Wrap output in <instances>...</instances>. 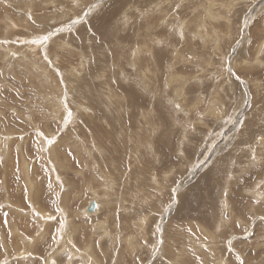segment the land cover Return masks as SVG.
Wrapping results in <instances>:
<instances>
[{
    "label": "rangeland",
    "instance_id": "1",
    "mask_svg": "<svg viewBox=\"0 0 264 264\" xmlns=\"http://www.w3.org/2000/svg\"><path fill=\"white\" fill-rule=\"evenodd\" d=\"M263 6L0 0V264H264Z\"/></svg>",
    "mask_w": 264,
    "mask_h": 264
},
{
    "label": "bare ground",
    "instance_id": "2",
    "mask_svg": "<svg viewBox=\"0 0 264 264\" xmlns=\"http://www.w3.org/2000/svg\"><path fill=\"white\" fill-rule=\"evenodd\" d=\"M72 2H73V1H72ZM236 3H237V2H236ZM263 7H264V6H263ZM263 7H262V8H263ZM259 8H260V7H259ZM226 11H227V10H226ZM228 13H229V12H228ZM217 15H218V14H217ZM217 15H215V14L210 15V16H211L210 20H214V21H215V20H218L219 18H218ZM242 22H243V21H242ZM24 24H25V23H24ZM241 25H242V24H241ZM249 25H250V24H249ZM27 27H28V26H27ZM241 27H242V26H241ZM241 27H239V28L241 29ZM213 30H214V29H213ZM57 34H58V33H57ZM38 35H39V34H38ZM226 36H228V35H226ZM41 38H42V37H41ZM31 39H32V38H31ZM31 39H30V40H31ZM41 40H42V39H41ZM26 42H28V41H26ZM29 42H32V40L29 41ZM34 42H35V41H34ZM42 43H43V42H42ZM39 44H40V43H39ZM31 45H33V44H31ZM37 45H38V44H37ZM29 46H30V45H29ZM43 46H44V44H43ZM40 48H41V47H40ZM30 49H31V48H30ZM30 49H29V50H30ZM4 50H5V49H4ZM41 52H43V51H41ZM255 53H256V52H255ZM3 55H4V54H3ZM159 61H160V60H159ZM160 62H161V61H160ZM199 62H200V61H199ZM209 63H210V62H209ZM239 63H240V62H239ZM208 65H209V64H208ZM233 65H234V64H233ZM224 66H225V65H224ZM191 67H192V66H191ZM201 67H202V66H201ZM162 68H163V67H162ZM189 68H190V67H189ZM199 68H200V67H199ZM229 68H230V67H229ZM224 69H225V68H224ZM213 70H214V68H213ZM191 71H192V70H191ZM204 71H205V70H204ZM219 71H220V70H219ZM224 71H225V70H224ZM199 72H200V71H199ZM213 72H214V71H213ZM213 72H212V74H213ZM234 72H235V71H234ZM207 73H208V72H207ZM198 74H199V73H198ZM208 75H209V74H208ZM210 76H211V75H210ZM216 76H217V75H216ZM184 77H185V76H184ZM225 77H226V76H225ZM228 77H229V76H228ZM173 78H174V77H173ZM193 79H194V78H193ZM227 79H228V78H227ZM155 80H156V79H155ZM164 80H165V79H164ZM205 80H206V79H205ZM165 81H166V80H165ZM219 81H220V80H218V82H219ZM195 82H196V81H195ZM201 82H204V81L201 80ZM227 82H228V81H227ZM183 83H185V82H183ZM229 83H230V82H229ZM232 84H233V83H232ZM232 84H231V85H232ZM183 85H184V84H183ZM184 86H185V85H184ZM207 86H208V85H207ZM209 86H210V85H209ZM196 88H197V87H196ZM196 88H193V87H192V89H194V90H195ZM219 88H220V87H219ZM228 88H229V87H228ZM231 88H232V87H231ZM177 89H178V88H177ZM186 89H187V88H186ZM184 90H185V89H184ZM207 90H208V89H207ZM215 90H216V89H215ZM173 91H174V90H173ZM188 91H191V90L189 89ZM174 92H177V91H174ZM195 92H196V91H195ZM230 92H231V91H230ZM177 93H178V92H177ZM190 93H191V92H190ZM207 93H208V92H207ZM183 94H184V93H183ZM218 94H219V92H218ZM176 95H177V94H176ZM108 96H109V94H108ZM171 96H172V95H171ZM185 96H186V95H185ZM187 96H188V95H187ZM187 96H186V97H187ZM188 97H189V96H188ZM208 97H209V96H208ZM210 97H211V96H210ZM210 97H209V98H210ZM189 98H190V97H189ZM189 98H188V100L191 99V98H190V99H189ZM199 98H200V97H199ZM209 98H206V100L209 99ZM233 98H234V97H233ZM116 99H117V98H116ZM122 99H123V98H122ZM186 99H187V98H186ZM58 100H59V99H57V101H58ZM174 100H175V99H174ZM195 100H196V99H195ZM199 100H200V99H199ZM203 100H204V98H203ZM193 101H194V99H193ZM207 101H210V100H207ZM161 102H162V101H161ZM210 102H211L212 104H215V105H216L215 107H217V108H219V104H218V103H221V102L219 101V96H218V95H215V96L211 97V101H210ZM184 103L186 104V101H184ZM193 103H194V102H193ZM111 104H112V103H111ZM111 104H110V105H111ZM116 104H117V103H116ZM202 104H203V101H202ZM208 104H209V103H208ZM108 105H109V103H108ZM182 105H183V101H182ZM182 105H181V107H182ZM59 106H60V105H59ZM59 106L57 105V107H59ZM111 106H112V105H111ZM114 106H115V105H114ZM179 106H180V105H179ZM197 106H198V105H196V107H195L196 109H197ZM199 106H200V105H199ZM199 106H198V108H199ZM207 106H208V105H207ZM210 106H211V105H210ZM210 106H209V107H210ZM212 106H213V105H212ZM221 106H222V105H221ZM221 106H220V107H221ZM234 106H235V105H234ZM259 106H260V104H259ZM60 107H61V106H60ZM108 107H110V106H108ZM116 107H117V106H116ZM184 107H187V106H184ZM193 107H194V106H192V107L190 106L189 108L192 109V110H194ZM203 107H205V105H204ZM62 108H63V106H62ZM182 108H183V107H182ZM211 108H212V107H211ZM211 108H209V110H211ZM59 109H60V108H59ZM190 109H189V110H190ZM196 109H195V110H196ZM202 109H203V108H202ZM184 110H185V109H184ZM199 110H201V109H199ZM204 110H205V109H204ZM206 110L208 111V108H207ZM206 110H205V111H206ZM55 111H57V109H56ZM62 111H63V109H62ZM102 111H103V110H102ZM107 111H108V110H107ZM180 111H181V110H180ZM207 111H206L204 114H206V113H208V112L211 113V111H208V112H207ZM218 111H219L220 115H222V116L224 115V113L221 114L223 111H222V112H220L221 110H218ZM59 112H60V110H59ZM59 112H58L57 114H60ZM65 112H67V111H65ZM104 112H105V111H104ZM181 112H182V111H181ZM184 112H186V111H184ZM194 112H195V111H194ZM72 113H73V112H72ZM115 113H117V112H115ZM182 113H183V112H182ZM187 113H188V112H187ZM192 113H193V112H192ZM192 113H191V114H192ZM213 113H214V111H213ZM213 113H211L212 117H213ZM263 113H264V112H263ZM55 114H56V113H55ZM106 114H108V113H106ZM144 114H145V113H144ZM146 114H147V113H146ZM191 114H190V115H191ZM194 114H196V113H194ZM202 114H203V113H202ZM202 114H201V116H202ZM204 114H203V115H204ZM67 115H68V114H67ZM73 115H75V114H73ZM186 115H187V114H186ZM188 115H189V114H188ZM211 115H210V116H211ZM218 115H219V114H218ZM93 116H94V115H93ZM148 116H149V115H148ZM194 116H195V115H194ZM204 116H205V115H204ZM207 116H209V115L207 114ZM214 116H215V115H214ZM216 116H217V113H216ZM222 116H220V117H222ZM224 116H226V114H225ZM224 116H223V117H224ZM84 117H85V116H84ZM107 117H108V116H107ZM110 117H111V116H110ZM145 117H146V116H145ZM223 117H222V118H223ZM62 118H64V117H62ZM85 118H86V117H85ZM88 118L90 119V117H88ZM88 118H87V119H88ZM201 118H203V117H201ZM204 118L209 119L210 117L208 118V117L205 116ZM72 119H73V117H72ZM193 119H194V118H193ZM195 119H196V118H195ZM210 119H213V118H210ZM214 119H218V117H216V118H214ZM61 120H62V119H61ZM109 120H110V119H109ZM171 120H172V119H171ZM201 120H202V119H201ZM219 120H221V119L219 118L218 121H219ZM223 120H224V119H223ZM19 121H20V120H19ZM19 121H18V122H19ZM105 121H106V120H105ZM114 121H115V120H114ZM116 121H117V120H116ZM174 121H175V120H174ZM167 122H168V120H167ZM179 122H180V121H179ZM200 122H201V121H200ZM202 122H203V121H202ZM211 122H212V121H211ZM221 122H223V121H221ZM19 123H20V122H19ZM21 123H22V122H21ZM114 123H115V122H114ZM213 123H214V122H213ZM217 123H219V122H217ZM25 124H26V123H25ZM190 124H191V123H190ZM21 125H22V124H21ZM150 125H151V124H150ZM211 125H212V124H211ZM130 126H131V125H130ZM148 126H149V125H148ZM174 126H175V125H174ZM174 126H173V127H174ZM153 127H154V126H153ZM212 127H213V126H212ZM216 127H217V126H216ZM35 128H36V127H35ZM128 128H129V127H128ZM146 128H148V127L146 126ZM159 128H160V127H159ZM191 128H192V127H191ZM196 128H197V127H196ZM148 129H149V128H148ZM152 129H153V128H152ZM194 129H195V127H194ZM246 129H247V128H246ZM34 130H38V129H34ZM39 130H40V129H39ZM159 130H160V129H159ZM161 130H162V129H161ZM188 131H189V130H188ZM188 131H186V132L188 133ZM217 131H218V130H217ZM220 131H221V130H220ZM37 132H39V131H37ZM40 132H41V130H40ZM40 132H39V134L41 135ZM186 132H185V133H186ZM201 132H202V130H201ZM246 132H247V131H246ZM114 133H116V132H114ZM198 133H199V132H198ZM212 133H213V129H212ZM199 134H200V133H199ZM199 134H198V135H199ZM206 134H207V133H206ZM216 134H218V133H216ZM168 135H169V134H168ZM187 135H188V134H187ZM202 135H203V134H202ZM202 135H199V136H202ZM42 136H43V135H42ZM189 136H190V135H189ZM191 136H192V135H191ZM191 136H190V137H191ZM45 137H46V136H45ZM166 137H168V136H166ZM210 137H211V136H210ZM216 137H217V136H216ZM36 138H37V137H36ZM52 138H53V137H52ZM202 138H203V139H206V138H204V137H202ZM202 138H200V139L202 140ZM45 139H46V138H45ZM39 140H41V139H39ZM42 140H44V138H42ZM48 140H49V139H48ZM181 140H182V138H181ZM196 140H198V139L196 138ZM247 140H248V139H247ZM260 140L262 141V139H260ZM49 141H50V140H49ZM199 141H200V140H199ZM210 141H211V140H210ZM38 142H39V141H38ZM175 142H176V141H175ZM177 142H178V141H177ZM181 142H182V141H181ZM204 142H205V141H204ZM211 142H213V141H211ZM43 143H45V142H43ZM48 143H49V142H48ZM253 143H254V142H253ZM40 144H41V143H40ZM46 144H47V142H46ZM46 144L44 145V147L46 146ZM177 144H178V143H177ZM190 144H191V143H190ZM200 144H201V143H199V145H200ZM202 144H203V143H202ZM205 144H206V142H205ZM238 144H239V143H237L236 145H238ZM184 145H185V144H184ZM188 145H189V144H188ZM263 145H264V144H263ZM53 146H54V145H53ZM112 146H113V145H112ZM156 146H157V145H156ZM190 146H191V145H189V147H190ZM192 146H193V145H192ZM195 146H196V145H195ZM253 146H254V145H253ZM260 146H261V145H260ZM44 147H43V148H44ZM50 147H51V146H50ZM43 148H41V149H43ZM191 148H192V147H191ZM194 148H196V147H194ZM199 148H200V147H199ZM94 149H95V147H94ZM184 149H185V148H184ZM192 149H193V148H192ZM201 149H202V148H201ZM201 149H200V151H201ZM209 149H210V148H209ZM243 149H244V148H243ZM195 150H196V149H195ZM195 150H194V151H195ZM236 150H237V149H236ZM200 151H199V153H200ZM207 151H208V150H207ZM195 152H196V151H195ZM197 152H198V151H197ZM203 152H204V150H203ZM44 153H45V152H44ZM58 153H59V152H58ZM121 153H122V152H121ZM205 153H206V150H205ZM20 154H21V151H20ZM197 154H198V153H197ZM236 154H237V153H236ZM45 155H46V154H45ZM57 155H58V154H57ZM201 155H202V154H201ZM205 155H206V154H205ZM205 155H204V156H205ZM20 156H22V155H20ZM80 156H81V155H80ZM211 156H212V155H211ZM53 157H54V156H53ZM55 157H56V156H55ZM116 157H117V156H116ZM127 157H128V156H127ZM58 158H59V156H58ZM58 158H57V159H58ZM102 158H103V157H102ZM254 158H255V157H254ZM54 159H55V158H54ZM24 160H25V159H24ZM55 160H56V159H55ZM117 160H118V159H117ZM83 161H84V160H83ZM220 161H222V160H220ZM255 161H256V160H255ZM24 162H25V161H24ZM28 163H29V162H28ZM253 164H254V163H253ZM25 165H26V163H25ZM214 165H215V164H214ZM248 165H249V164H248ZM29 166H30V164H29ZM215 166H216V165H215ZM226 166H227V165H226ZM87 167H88V166H87ZM25 168H26V167H25ZM145 168H146V167H145ZM212 168H213V167H212ZM235 168H236V167H235ZM214 169H215V168H214ZM25 170H26V169H25ZM29 171H30V170H29ZM142 171H143V170H142ZM144 171H147V170H144ZM208 171H209V170H208ZM210 171H211V169H210ZM218 171H219V170H218ZM53 172H54V171H53ZM150 172H151V171H150ZM214 173H215V172H214ZM154 174H155V173H154ZM207 174H208V173H207ZM215 174H216V173H215ZM55 176H56V175H55ZM55 176H54V177H55ZM152 176H153V175H152ZM206 176H207V175H206ZM208 177H210V176H208ZM153 180H154V179H153ZM207 180H209V179H207ZM59 181H61V180H59ZM109 182H110V181H109ZM112 183H113V182H112ZM246 183H247V182H246ZM262 183H263V182H262ZM104 184H105V183H104ZM108 184H109V183H108ZM252 184H253V183H252ZM30 185H31V184H30ZM61 185H62V184H61ZM217 185H218V184H217ZM217 185H216V186H217ZM104 186H105V185H104ZM108 186H109V185H108ZM109 188H110V187H109ZM193 188H194V187H193ZM254 188H255V187H254ZM32 189H33V188H32ZM32 189H31V190H32ZM212 189H213V188H212ZM250 189H251V188H250ZM107 190H108V189H107ZM33 191H34V190H33ZM69 193H70V192H69ZM75 193H76V192H75ZM92 193H93V192H92ZM201 193H202V192H201ZM260 193H261V191H260ZM71 194H72V193H71ZM95 194H96V193H95ZM104 194H105V193H104ZM214 194H215V193H214ZM74 195H75V194H74ZM74 195H73V196H74ZM96 195H97V194H96ZM262 195H263V194H262ZM69 196H70V195H69ZM64 197H65V196H64ZM93 197L96 198V199L93 198L94 200H92V201H95V203H96V205H97V209H96V211H95V214H96L97 211L100 210V207H101V201H100L99 199L102 200V199H103V196L100 197V198H99V197H95V196H93ZM215 197H216V196H215ZM72 198H73V197H72ZM72 198H71V199H72ZM98 198H99V199H98ZM104 199H105V198H104ZM205 199H206V198H205ZM105 200H106V199H105ZM29 201H30V200H29ZM31 202H33V201H31ZM201 202L203 203L202 200H201L200 202L198 201V203H197L196 205H198L199 203L201 204ZM5 203H6V202H5ZM5 203H4V204H5ZM33 203H35V202H33ZM195 203H196V202H195ZM218 203H220V201H219ZM193 204H194V203H193ZM203 204H205V202H204ZM259 204H260V203H259ZM36 205H37V204H36ZM87 205H88V204H87ZM87 205H86V207H87ZM186 206H187V205H186ZM201 206H202V205H201ZM216 206H217V205H216ZM9 207H10V206H9ZM86 207H84L83 209H81L80 216L83 217V216L86 214V212H85ZM103 207H104V206H103ZM187 207H188V206H187ZM194 207H195V206H194ZM204 207H205V206H204ZM209 207H210V206H209ZM218 207H219V206H218ZM228 207H229V206H228ZM146 208H147V207H146ZM184 208H185V206L183 207V209H184ZM190 208H191V206H190ZM198 208H199V207H198ZM205 208H206V207H205ZM205 208H204V209H205ZM207 208H208V207H207ZM32 209H33V208H32ZM185 209H186L185 211H190V210H187V208H185ZM199 209L201 210V208H199ZM199 209H198V210H199ZM219 209H220V208H219ZM15 210H16L17 212H18V211H21V210H19L18 207H16ZM33 210L35 211V209H33ZM178 210H179V209H178ZM198 210H197V211H198ZM200 210H199V211H200ZM202 210H203V208H202ZM202 210H201V211H202ZM206 210H207V209H206ZM208 210H209V209H208ZM208 210H207V211H208ZM150 211H151V210H150ZM152 211H153V210H152ZM152 211H151V212H152ZM163 211H164V210H163ZM179 211H180V210H179ZM185 211H184V213H185ZM201 211H200V212H201ZM36 212H38V210H37ZM181 212H183V211L181 210ZM194 212H195V211H194ZM219 212H220V211H219ZM38 213H39V219H40L41 223H44V224H45V222H44V220L46 219L45 216H44L45 213H44V212H40V211H39ZM206 213H207V212H206ZM213 213H214V212H213ZM223 213H224V212H223ZM19 214H20V213H19ZM139 214H140V213H139ZM144 214H145V213H144ZM187 214H189V213L187 212ZM187 214H186V215H187ZM92 215H93V214H92ZM148 215H149V214H148ZM180 215H181V214H180ZM180 215H179V216H180ZM184 215H185V214H184ZM230 215H231V212H230ZM19 216H20V215H19ZM77 216H78V215H77ZM87 216H88V214H87ZM21 217H23L22 214H21ZM26 217H27V216H26ZM26 217H25V218H26ZM78 217H79V216H78ZM88 217H89V216H88ZM88 217H87V218H88ZM130 217H131V216H130ZM186 217H187V216H186ZM37 218H38V217H37ZM85 218H86V217H85ZM90 218H91V217H89V219H90ZM178 218H179V217H178ZM64 219H65V217H64ZM28 220H29V218H28ZM61 220H62V219H61ZM67 220H68V219H67ZM128 220H129V219H128ZM146 220H147V219H146ZM197 220H198V219H197ZM133 221H134V220H133ZM201 221H202V220H201ZM204 221H205V219H204ZM211 221H213V220H211ZM91 222H92V221H91ZM94 222H95V221H94ZM96 222H97V221H96ZM170 222H171V221H170ZM187 222H188V221H187ZM221 222H222V220H221ZM225 222H226V221H225ZM64 223H65V222H64ZM69 223H70V222H69ZM141 223H142V222H141ZM149 223H150V221H149ZM168 223H169V222H168ZM217 223H218V222H217ZM13 224H14V223H13ZM13 224H12V225H13ZM27 224H28V223H27ZM186 224H187V223H186ZM47 225H48V223H47ZM49 225H50V224H49ZM98 225H99V224H98ZM133 225H134V224H133ZM175 225H176V224H175ZM219 225L221 226V224H219ZM14 226H15V225H13V227H14ZM27 226H28V225H27ZM64 226H66V224H64ZM166 226H167V225H166ZM170 226H171V224H170ZM215 226H216V225H215ZM17 227H19V226H17ZM17 227H16V228H17ZM98 227H99V226H98ZM100 227H101V226H100ZM102 227H103V225H102ZM190 227H191V226H190ZM197 227H198V226H197ZM225 227H226V226H225ZM11 228H12V227H11ZM16 228L14 227V229H16ZM134 228H135V227H134ZM139 228H140V227H139ZM168 228H169V227H168ZM9 229H10V228H9ZM12 229H13V228H12ZM12 229H11V231H12ZM23 229H24V228H23ZM163 229H165V227H164ZM190 229H192V228H190ZM199 229H200V228H199ZM19 230H21V228H19ZM60 230H61V229H60ZM62 230H63V228H62ZM160 230H161V229H160ZM193 230H194V229H193ZM195 230H196V229H195ZM227 230H228V229H227ZM13 231L15 232V230H13ZM68 231H69V230H68ZM144 231H145V230H144ZM161 231H162V230H161ZM163 231H164V230H163ZM168 231H169V230H168ZM21 232H22V231H21ZM66 232H67V231H66ZM132 232H133V231H132ZM60 233H61V232H60ZM73 233H74V232H73ZM209 233H211V232H209ZM209 233H208V235H209ZM12 234H13V233H12ZM54 235H55V234H54ZM56 235H57V234H56ZM73 235H74V234H73ZM81 236H82V235H81ZM125 236L128 238L127 235H125ZM183 236H184V235H183ZM195 236H196V235H195ZM209 236H210V235H209ZM213 236H214V235H213ZM53 237L55 238L56 236H53ZM61 237H62V238H61L62 241L59 242V244H60V246H61V247H60V248H61V251H63L65 248H66V249H69V247H67V245H69V244L71 243V239L68 237V235H66V234L64 233V230H63V233H62ZM136 237H137V236H136ZM58 238H59V237H58ZM127 238H125L124 241H126ZM188 238H189V237H188ZM202 238H203V237H202ZM17 239H18V238H17ZM88 239H89V238H88ZM133 239H135V238H133ZM172 239H173V238H172ZM216 239H217V238H216ZM19 240H20V239H19ZM29 240H30V239H29ZM37 240H38V239H37ZM43 240H44V239H43ZM43 240H42V241H43ZM127 240H128V239H127ZM159 240H160V238H159ZM1 241H2V240H1ZM17 241H18V240H17ZM57 241H58V240H57ZM89 241H90V240H89ZM191 241H192V240H191ZM127 242H128V241H127ZM202 242H203V241H202ZM73 243H74V242H73ZM181 243H182V242H181ZM1 244H2V243H1ZM25 244H27V243H25ZM125 244L127 245L126 242H125ZM134 244H135V243H134ZM3 245H4V244H3ZM36 245H37V244H36ZM105 245H106V244H105ZM130 245H132V244H130V242H128V245H127L126 247H128V246H130ZM133 246H134V245H133ZM146 246H147V245H146ZM169 246H171V245H169ZM3 247H4V246H3ZM73 247H74V246H73ZM30 248H31V247H30ZM30 248H29V249H30ZM169 248H170V247H169ZM169 248H168V249H169ZM2 249H3V248H2ZM5 249H6V246H5ZM27 249H28V246H26V247L24 246V248L22 249V250H23V251H22L23 253H21L20 255H23V254L25 253V251H27ZM85 249H86V248H85ZM128 249H129V247H128ZM130 249H131V248H130ZM168 249H167V250H168ZM75 250H76V249H75ZM87 250H89V249L87 248ZM87 250H86V251H87ZM131 250H132V249H131ZM68 251H69V250H68ZM81 251H82V250H81ZM132 251H133V250H132ZM169 251H170V250H169ZM18 252H20V250H19ZM73 252H75V251H72V250H71V253H72V254H74ZM101 253H102V252H101ZM6 254H7V253H6ZM68 254H69V253H68ZM72 254H71V255H72ZM83 254H85V252H84ZM125 254H126V253H125ZM165 254H166V253H165ZM169 254H170V253H169ZM85 255H86V254H85ZM103 255H104V254H103ZM120 255H121V254H120ZM137 255H138V254H137ZM176 255H177V254H176ZM176 255H175V256H176ZM203 255H204V254H203ZM8 256H9V255H8ZM114 256H115V255H114ZM170 256H171V255H170ZM23 257H24V256H23ZM70 257H72V256H70ZM103 257H105V256H103ZM168 257H169V256H168ZM171 257H173V256H171ZM181 257H182V256H181ZM26 258H27V257H26ZM53 258H54V256H53V255H50V256L47 258V260H46V264H51L52 261H53ZM82 258H83V257H82ZM85 258H86V257H85ZM29 259H30V257H29ZM87 259H88V258H87ZM87 259H86V260H87ZM100 259H101V258H100ZM104 259H105V258H104ZM176 259H177V258H176ZM31 260H32V259H31ZM83 260H84V259H83ZM89 260H91V259H89ZM135 260H136V259H135ZM178 260H179V259H178ZM87 261H88V260H87ZM169 261H170V260H169ZM179 261H180V260H179ZM83 262H84V261H83ZM85 262H86V261H85ZM90 262H91V261H90ZM130 262H131V260H130ZM167 262H168V261H167ZM221 262H222V261H221ZM179 263H180V262H179ZM254 263H255V262H254ZM88 264H89V263H88ZM112 264H114V263H112ZM117 264H118V263H117ZM173 264H174V263H173Z\"/></svg>",
    "mask_w": 264,
    "mask_h": 264
},
{
    "label": "water",
    "instance_id": "3",
    "mask_svg": "<svg viewBox=\"0 0 264 264\" xmlns=\"http://www.w3.org/2000/svg\"><path fill=\"white\" fill-rule=\"evenodd\" d=\"M96 209H97V205H96L95 201H91V202L87 205V207H86V209H85V212H86V214H88V215H92V214L95 213Z\"/></svg>",
    "mask_w": 264,
    "mask_h": 264
},
{
    "label": "snow or ice",
    "instance_id": "4",
    "mask_svg": "<svg viewBox=\"0 0 264 264\" xmlns=\"http://www.w3.org/2000/svg\"><path fill=\"white\" fill-rule=\"evenodd\" d=\"M45 41L48 39V37L47 36H45L44 38H43ZM68 117L69 118H71L72 117V113L69 111L68 112ZM49 143H51V141H49ZM200 165H197V167H199Z\"/></svg>",
    "mask_w": 264,
    "mask_h": 264
}]
</instances>
